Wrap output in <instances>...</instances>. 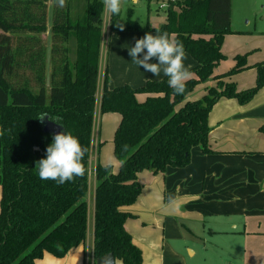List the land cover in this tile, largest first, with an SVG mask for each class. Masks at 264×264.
Masks as SVG:
<instances>
[{"label":"trees","instance_id":"trees-1","mask_svg":"<svg viewBox=\"0 0 264 264\" xmlns=\"http://www.w3.org/2000/svg\"><path fill=\"white\" fill-rule=\"evenodd\" d=\"M47 1L0 0V264H36L46 253L63 259L85 245L88 237L103 4L102 0H66L60 8L53 1L48 84L49 53L43 40L48 31ZM178 6L157 28L129 20L121 31L116 26L118 16L110 17L111 32L158 30L175 36L197 64L183 95L173 93L167 77L137 89L128 85L109 89L106 73L100 112L122 116L114 139L121 166L117 173L112 166L96 167V261L113 254L123 264L143 263L142 251L125 228L133 217L125 208L134 205L142 192L138 174L186 168L196 147L212 154L208 120L214 106L222 98L246 105L264 88V64L255 66L257 84L248 91L239 92L234 83L223 81L247 69L246 55L236 57L237 65L230 72L214 77V69L225 59L224 38L233 33L232 0H179ZM71 40L74 60L69 56ZM213 79L218 81L216 87L200 100L188 101L198 85ZM140 94L148 95L144 102L137 100ZM43 113L48 114L44 120L37 119ZM46 120L61 126L64 133L71 132L88 149L84 175L63 185L41 180L35 168L53 141V135L43 131ZM260 130L264 134V126Z\"/></svg>","mask_w":264,"mask_h":264},{"label":"crops","instance_id":"crops-1","mask_svg":"<svg viewBox=\"0 0 264 264\" xmlns=\"http://www.w3.org/2000/svg\"><path fill=\"white\" fill-rule=\"evenodd\" d=\"M137 1V0H136ZM135 0H133V3ZM233 3V0H232ZM49 12L53 0L47 1ZM264 21V17L261 18ZM251 21L244 28H234L222 45L224 60L214 69V77L224 75L236 67L237 56H247V69L224 79L234 83L239 92L257 84L256 65L264 64V29H252ZM150 25V24H149ZM104 26V23H103ZM161 25H150L157 28ZM51 27L44 37L48 45L47 77L51 75ZM264 28V25L262 26ZM110 29V26H109ZM155 32H111L108 38V58L105 61V37L102 31L97 103L90 149V166H112L117 173L121 166L114 154V139L122 116L100 112V99L105 75L109 89L128 85L133 89L149 81H160L131 61L128 54L136 39ZM175 38V36L172 35ZM73 60L75 41L69 43ZM71 58V59H72ZM151 62H157L153 60ZM185 65L191 70L196 61L186 54ZM195 77V75H193ZM214 79L200 84L188 96V101L200 100L216 87ZM148 95L137 96L144 102ZM100 122V125H99ZM209 145L212 154H204L200 147L191 153V164L186 168H168L163 174L144 171L138 174L142 192L137 202L125 210L133 216L125 223L134 244L142 251V264H264V88L253 100L241 105L237 99L222 98L209 115ZM100 126V127H99ZM96 178H90L88 203L93 217L91 241L71 250L63 259L46 253L36 264H96L94 257V207ZM174 197L169 203V197ZM2 188L0 186V202ZM90 197V201H89ZM89 205V204H88ZM89 222V221H88ZM186 230V257L174 247ZM200 253L198 257L197 253ZM115 264H123L116 259Z\"/></svg>","mask_w":264,"mask_h":264},{"label":"clouds","instance_id":"clouds-1","mask_svg":"<svg viewBox=\"0 0 264 264\" xmlns=\"http://www.w3.org/2000/svg\"><path fill=\"white\" fill-rule=\"evenodd\" d=\"M57 7L63 8L66 0H55ZM103 13L111 17L118 16L121 10V0H102ZM109 24V23H108ZM105 26V30L107 25ZM121 31L123 24H117ZM128 54L131 61L144 71L152 73L155 77L163 74L167 83L176 95L186 92V84L193 77L190 65H185L186 52L183 44L167 32L155 31V34L146 33L142 38L136 39L135 45L130 47ZM156 60L157 62H151ZM47 113L41 114L37 119L43 121ZM51 120L60 123L58 118ZM0 131V135H2ZM127 145L122 150H126ZM88 149L82 146L79 139L71 132H60L53 136V141L46 148V158L36 162L35 168L41 180H52L58 185L73 181L83 176L85 166L83 159ZM174 197H169L172 203Z\"/></svg>","mask_w":264,"mask_h":264},{"label":"rangeland","instance_id":"rangeland-1","mask_svg":"<svg viewBox=\"0 0 264 264\" xmlns=\"http://www.w3.org/2000/svg\"><path fill=\"white\" fill-rule=\"evenodd\" d=\"M52 1V0H50ZM54 1V0H53ZM81 0H78L77 2H80ZM163 0H151V4L148 3V0H137V3H133V0H121V10L120 14L118 15V20L116 25L123 24L124 26L127 25L128 21H133L135 23H138L141 26H145L147 24L150 25H162L166 21L167 14L159 9V5L161 4ZM76 2V3H77ZM84 4V2L82 3ZM232 13H233V19H234V28L237 27L238 29H242L245 27L247 21H251L252 23V29L256 27V29L261 30L264 29L262 26L264 25V21L261 20V18L264 17V0H233L232 3ZM83 6V5H82ZM52 9L49 12V25H52ZM104 20V26H103V33H104V56L105 61H107L108 58V38L110 34V17L103 15ZM109 23V24H108ZM106 30H105V26ZM47 35L45 34L43 36V40L45 41L44 37ZM70 58L73 57V54L69 55ZM102 65L100 68V76L103 73L102 72ZM100 125V122H99ZM101 126V125H100ZM99 126V127H100ZM90 201V197H89ZM90 210H93V205L91 201L88 203ZM93 217L90 213L89 216V222H88V230L91 231V223H92ZM183 235L182 238L178 239L174 243V247L179 250L185 257H186V230L181 231ZM89 238V241H91V233L89 232V236L87 237V240ZM200 253H197L198 257H200Z\"/></svg>","mask_w":264,"mask_h":264},{"label":"water","instance_id":"water-1","mask_svg":"<svg viewBox=\"0 0 264 264\" xmlns=\"http://www.w3.org/2000/svg\"><path fill=\"white\" fill-rule=\"evenodd\" d=\"M45 126L43 131L45 133L51 134V135H55L57 133L62 132V127L57 125V124H53V122H50L48 120H46ZM116 258L113 254H108L100 259H98L96 261V264H115Z\"/></svg>","mask_w":264,"mask_h":264},{"label":"built area","instance_id":"built-area-1","mask_svg":"<svg viewBox=\"0 0 264 264\" xmlns=\"http://www.w3.org/2000/svg\"><path fill=\"white\" fill-rule=\"evenodd\" d=\"M178 2L179 0H163L161 2V4L159 5V9L164 11L165 13H167L170 9H174V10H177V9H180V7L178 6ZM134 3H137V1L135 0ZM90 178L95 177L96 175V170H92L90 169Z\"/></svg>","mask_w":264,"mask_h":264}]
</instances>
